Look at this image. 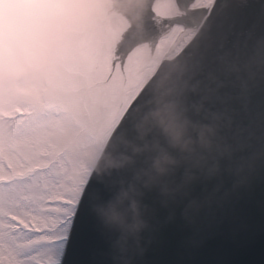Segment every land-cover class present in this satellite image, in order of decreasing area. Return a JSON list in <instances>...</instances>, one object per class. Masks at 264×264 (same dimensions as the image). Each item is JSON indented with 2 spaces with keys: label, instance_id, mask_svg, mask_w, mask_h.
<instances>
[{
  "label": "clouds",
  "instance_id": "1",
  "mask_svg": "<svg viewBox=\"0 0 264 264\" xmlns=\"http://www.w3.org/2000/svg\"><path fill=\"white\" fill-rule=\"evenodd\" d=\"M146 3L115 0L112 8L139 22ZM179 79L137 125L143 143L133 151L142 163L92 206L111 264H140L161 212L171 222L179 210L196 225L264 185V33L209 43ZM130 163L135 156H115L105 168Z\"/></svg>",
  "mask_w": 264,
  "mask_h": 264
},
{
  "label": "snow or ice",
  "instance_id": "2",
  "mask_svg": "<svg viewBox=\"0 0 264 264\" xmlns=\"http://www.w3.org/2000/svg\"><path fill=\"white\" fill-rule=\"evenodd\" d=\"M49 115L15 94L0 112V264H76L72 236L97 182L60 173L43 143Z\"/></svg>",
  "mask_w": 264,
  "mask_h": 264
},
{
  "label": "water",
  "instance_id": "3",
  "mask_svg": "<svg viewBox=\"0 0 264 264\" xmlns=\"http://www.w3.org/2000/svg\"><path fill=\"white\" fill-rule=\"evenodd\" d=\"M230 2L234 1L228 0L216 6L197 36L188 44V46L179 54L167 58L161 63V68H157L146 82L148 83L146 88L150 87L152 89L151 92L145 98L140 97L139 99H134V105L126 110L107 143L108 152L111 157L135 156V164H128L126 169L131 168L133 165L138 167L143 161V155H137L133 151L136 144L143 143L139 138L137 125L141 122L149 109L153 107L155 98L161 92L171 88L179 89L180 71L184 65L189 62L191 54L203 51L209 43H219L225 39L235 40L237 38L246 37L250 34L264 33V0H255L254 4L251 6L249 5L253 0H237V2L241 4H239L240 8L234 7L235 4H231ZM104 168L105 166L100 169L98 167L92 176L93 179L91 178L90 180H95L97 182L94 187L98 188V192H100L102 198H107L109 185L113 186L121 179H125V177L120 168L110 169L108 174L104 172ZM102 169L103 174L101 177L100 172ZM106 175L109 182L105 179ZM100 178L101 184L98 182ZM95 199L97 200V198ZM263 202L264 185H261L257 186L249 193L241 194L238 198L234 199L231 204L219 209L213 217H201L206 221H212L217 215H219L215 219V222L228 224L229 227L228 233L225 234L223 239V234L219 233L225 231L227 228L224 227V224H221L214 230V233H217L218 235L212 237L207 244L211 250L207 249L205 252L208 253L211 258L213 255L216 256L214 260L215 263L250 264L251 258L252 264H258L255 263V261H259L260 258L252 255L251 249L264 248V238L259 234L261 232V224L264 222V215L260 212L255 214V210L249 207L251 205H259V208H261ZM90 209H92V206L88 205L87 211H90L89 213H91ZM226 217L229 218L226 219ZM181 219L182 217L179 212L176 214V218L171 222L166 220V213H160L157 229L161 228L163 234L162 239L168 246L163 245V248L166 249L167 254L173 252L178 256V264H201L200 261L191 256H196L200 249H204V246L200 245L199 247H196L190 242L191 238H189L188 235L191 236L193 232L186 229L185 224L187 222L184 221L182 223L180 221ZM251 223L255 225H251ZM82 224L83 217H81L80 221L77 223L76 228L78 229L79 225ZM257 224L259 225L256 226ZM194 227L198 228L196 225H194ZM178 231H180L184 237L181 239L182 244H180L185 249L183 252L180 248V251L174 248L169 239V237H172L173 232ZM199 238L200 237L197 236L194 240L201 244L203 240ZM175 240L178 242V239ZM96 241L99 242V244H95V247H92L91 250H94L95 248H105L104 246H107L105 237L103 239L96 238ZM251 244L253 245L251 246ZM228 249L232 250L231 254V250ZM225 251H227L228 254H225ZM80 254L81 256H85L86 252L74 254L73 259L75 262H77V258ZM223 256H226V258L222 260ZM90 257L91 253L88 254V259ZM101 261H103V259H94L91 262L93 264H101Z\"/></svg>",
  "mask_w": 264,
  "mask_h": 264
},
{
  "label": "bare ground",
  "instance_id": "4",
  "mask_svg": "<svg viewBox=\"0 0 264 264\" xmlns=\"http://www.w3.org/2000/svg\"><path fill=\"white\" fill-rule=\"evenodd\" d=\"M71 2L75 28L79 29L75 32L79 35L72 37H76L77 41L90 37L93 49L85 52L100 68L102 65L98 63V57L111 59L117 66L114 71H109L111 80L109 82L107 70L104 71L101 80L97 75L89 77L83 75L71 81L70 91L65 93L60 88L58 94L66 107L77 106L74 113L79 117L81 114L93 117L94 110L90 106L95 103L92 99L95 95L93 93L95 84L102 93L113 94L110 97L113 102L108 108L107 118L100 128L101 133L102 129H108L105 132L104 143H108L139 87L149 80L159 64L179 54L188 46L213 9L221 4L220 0H147L142 20L133 22L127 14H117L113 11L112 5L115 0ZM131 2L134 3L135 0ZM63 4L66 6V2ZM60 9L57 6V10ZM158 53L160 54L158 60H154ZM139 56L141 59H138ZM114 65L111 69H114ZM52 82L55 84V77H51ZM127 84H131L133 90L128 91L127 94L130 95L123 103L120 96L124 91L123 86ZM112 88H115L114 91ZM103 99L105 100V97ZM87 176L88 174L86 178Z\"/></svg>",
  "mask_w": 264,
  "mask_h": 264
},
{
  "label": "rangeland",
  "instance_id": "5",
  "mask_svg": "<svg viewBox=\"0 0 264 264\" xmlns=\"http://www.w3.org/2000/svg\"><path fill=\"white\" fill-rule=\"evenodd\" d=\"M37 1V0H35ZM34 1V2H35ZM43 2L45 5H51L55 4L54 0H40ZM25 4L22 6V8L25 6V9L21 10H15L12 13H7L4 9V5H0V31H4L5 35L7 33L12 34L13 37L19 33H23L25 30H37V34L41 30H45L44 32L39 33L38 35H35V33H31L29 36L28 33H25V36L29 38L28 44L31 43V45H34L36 42V48L34 49L33 46L31 48V52L33 54L37 55V58L39 59V55H44L46 57V61L49 60V63L54 59L50 61V58L54 56L56 52V44L54 41V37L56 35V22L54 23V20L56 21V18L54 15L51 13L48 14L46 11L43 9L37 8L36 4L32 0H25ZM57 3V2H56ZM57 5H60L59 7L61 8L60 11L67 16V13H69L68 8L65 6V4L57 3ZM7 16V18H6ZM7 21V22H6ZM5 23H10L11 27L17 26L18 29L13 32H9L10 30L6 29L4 24ZM73 23V21H72ZM66 24V28H74L75 24ZM45 25V26H44ZM48 29V31H47ZM66 35H62V39L65 38ZM8 38V37H6ZM8 39H1L0 38V43L4 44V47H7L8 50L4 51L5 54L2 56V53L0 52V68L5 69L6 67L11 68L13 70H16L15 68L19 67L20 65H17L16 59L12 62V57H10L11 50L10 48L12 47V43H10L12 40ZM34 42V43H33ZM30 48V47H29ZM64 48V47H63ZM38 51L39 53H37ZM66 52V50H65ZM26 55L29 54V51H25ZM33 54H29V61L30 64L33 65ZM41 56V58H42ZM41 60V59H40ZM54 61V60H53ZM12 65V66H11ZM22 68V67H19ZM32 70V69H31ZM40 72V71H39ZM8 71L0 70V108L2 105H5L6 99L10 98L13 94L17 95H25L26 97L28 96L34 104H49L51 105L50 108H47L46 106V111L50 113L48 116L46 122H45V135L43 137V143L46 144L47 146H52L54 143L60 142L61 139L59 138V132H75L76 130L82 128V123H84L85 128L80 129L81 133L79 135H82L83 141H85V144L83 146L81 138H76L75 139V144L74 146L77 147V151L75 148L70 145L69 148V156L73 157V160L77 162V166L72 164V161L70 160L64 162L65 157L60 156V173H67L70 175H76L80 176L83 175L85 177V173H83V167L80 166L81 163V158H82V153L84 155V152L87 151L88 157L93 160L94 156L96 155V152L98 151V148L102 141L104 140L105 132L108 131V129H104V131L101 133V125H102V116H97L96 119L99 120V126H96V128L93 127L94 124V118L89 117L87 124H85V119L80 120V124L77 126L72 125V115L76 114L74 111H68L66 112L63 107H57L52 104V99H49V94H50V87H48L47 95L44 100H42L41 95H42V90L44 86L41 84L39 77L35 72L29 71L25 72L23 75L22 74H17L15 76L9 77L7 75ZM50 80V79H49ZM54 83H52L53 85ZM28 99V98H27ZM42 108V107H41ZM79 127V128H76ZM85 134V136H84ZM89 145V146H88ZM66 144H63V147H65ZM55 147V146H54ZM88 147H91L90 149ZM56 148V147H55ZM58 158V156H56ZM92 157V158H91ZM79 162V163H78ZM90 162V161H89ZM92 163V162H91ZM91 163L89 165H91ZM87 170V169H86ZM86 172V171H85ZM47 187V184L45 185Z\"/></svg>",
  "mask_w": 264,
  "mask_h": 264
}]
</instances>
